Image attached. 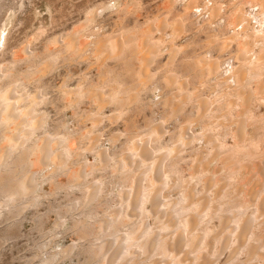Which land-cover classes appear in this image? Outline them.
Wrapping results in <instances>:
<instances>
[{
	"label": "bare ground",
	"instance_id": "bare-ground-1",
	"mask_svg": "<svg viewBox=\"0 0 264 264\" xmlns=\"http://www.w3.org/2000/svg\"><path fill=\"white\" fill-rule=\"evenodd\" d=\"M126 2L97 4L42 54L26 46L0 68V217L15 220L50 182L47 196L80 191L69 209L85 217L71 228L80 241L98 240L81 252L96 264H264V0H166L168 10L181 2L180 13L145 29L122 25L137 3ZM106 11L116 16L113 36L94 25ZM193 24L207 29L203 51L179 58L175 40ZM72 66L84 69L65 70L48 97L43 79ZM50 103L52 121L42 110ZM144 111L141 139L124 131L131 137L111 152L123 136L113 133L103 146L104 131ZM95 172L132 185L89 222L108 199Z\"/></svg>",
	"mask_w": 264,
	"mask_h": 264
},
{
	"label": "rangeland",
	"instance_id": "rangeland-1",
	"mask_svg": "<svg viewBox=\"0 0 264 264\" xmlns=\"http://www.w3.org/2000/svg\"><path fill=\"white\" fill-rule=\"evenodd\" d=\"M114 1H116V3L113 4ZM114 1L113 0H0V68L4 63H6L9 60L10 54L12 52L16 54V57H21L22 54L20 50L26 46H28L31 49V51L34 52L35 54L38 55L42 54L43 53L42 47H44V45L46 44L45 42L47 39L56 37L58 35L63 36L64 34L69 33L73 28L81 27L82 24H84L85 21L88 19V15L94 10L97 4L112 6V8L115 9L114 6L117 8L118 2H124V1L131 3L133 1L135 3L137 2L136 8L134 9L135 12H132L130 15L126 16V18H124L122 21L123 26L130 27L136 25L135 27L137 29H145L146 23L149 22V20L151 19H155L156 23L158 22L157 20H160L161 18H165L168 22H171L177 17V15L180 13L183 7L181 2H179L178 4L174 5L170 10H168L165 5L166 0H132V1L114 0ZM201 1L206 2L208 0H201ZM217 1L220 2L222 5H224L228 0H217ZM244 1L246 2L248 0H243V1L237 0V3L240 6ZM251 1L257 3V0H251ZM204 15L203 18L205 19L207 17V13H205ZM136 17H138V19ZM99 18H97L94 22L95 27L101 25L100 26L101 32L105 34H112V36L117 33L118 30L117 28H115L116 24L114 23V21H116L115 15H112L106 11L105 13L103 12ZM196 27L197 26L193 24L191 28H189L190 31L188 32L186 28V32L189 35L184 33L186 34V35L183 34L184 37L183 35L179 37L180 39L182 38L181 40L179 38H176L175 40L176 44L178 41L181 42V43L178 42V45L183 44L182 48H184V50H185V46L186 48L188 47L185 51L180 50L178 56L179 58L187 59L185 57L187 56L193 57L196 54H201V52L203 51L201 47L203 46L204 40L206 39V33L204 32L207 29H204V32H200V31L198 32L195 29ZM210 29L212 30L213 27ZM211 30L208 29V32H210ZM36 32L38 34L40 32L41 33L40 35L37 36ZM154 35L156 36L157 34L154 33ZM211 54L214 55L213 52H211ZM188 66H190V64H188ZM83 69H84L83 66L59 68L56 71L52 72L50 75L46 76L43 79V82H44V87L46 88L45 90L47 96L50 98L54 96L52 95L53 93L51 91L56 84H59L61 82L62 77L65 74V70L74 74L75 72L76 73L82 72ZM90 74L88 79L94 80L95 79L94 77L96 75L95 70H92ZM74 83H75L74 81H70L69 86L73 87ZM31 88L33 87L30 85L27 88V90L31 92L33 90ZM83 106L84 108L85 107L89 108V105L84 104L82 105V109ZM42 110L47 112V114L51 118L50 121L54 120L55 110L51 103L44 106ZM133 115H129L127 116V118L124 119L123 122L125 123L122 122L124 126L121 124V122H119V124L116 125L112 131H108V132L104 131V134L102 133L101 141L105 142L103 146L109 145L108 140L110 135L113 133L120 134L123 136L118 135L120 139L117 140L119 142H116L117 144L113 145L112 147L109 146L111 147L110 150L111 152L114 151L117 152L118 150H120V147H122L123 144L120 142H123L124 139L126 140V138L131 137L128 134L131 135L132 132L134 133L133 135H137L136 137L137 140L142 138L141 130H143V124H144L143 117L144 116L150 117V113L148 111H144L140 114L138 113ZM70 118H71V112H68L67 120L70 121ZM126 124L127 126L128 125L131 126L132 124H134L135 127L134 129L129 128L126 130L125 128ZM124 128L125 130H123ZM124 131L126 133H128L129 131L130 132L128 134H125ZM136 133H138L139 135ZM125 135H127L128 137ZM77 159L78 158H76L75 162L79 160ZM188 168H189V163H187V167L184 166V170H186L185 172H187V174L189 172ZM255 168L256 167H252L253 172H255ZM102 174L95 172L92 178H90V180L91 181L99 180L100 182L101 181L103 182L104 179V182L101 184V191H103V193H105L106 195V198H108L107 204L105 205L98 204L99 206L97 205L94 209H92L93 210L92 212H94L95 215L94 216L86 215V218H88L89 222H91L92 220H97L98 219L97 217L101 218V216H104V213L106 211L111 210L112 206L113 208L117 207L118 201L115 200H119V195L122 192V190L128 188L129 187L128 185H132V183L130 182H121L120 180H116L117 179L116 177L111 178V175L110 174L108 175V173H105L104 175ZM64 179L66 180V177L62 175L59 176L54 182H61V181L64 182L65 181ZM52 185L53 184L50 182L43 183L41 185V189L37 190L34 193V196H36L38 200L37 203L35 205H32V207L26 206L15 220L9 218L11 215L8 214L6 215L4 212H2V216L0 217V264H86V263L96 264L97 263L96 259L88 257L87 254H82L81 252L84 248L89 247L91 244L97 243L98 240H94L93 243H90L91 241H87V240L80 241L78 240L76 233H74V231H72L71 228L73 222L72 220L74 218L85 217L84 215L85 212L82 210V208H78V207L76 209L72 208L73 211L69 209V205H71L75 199L80 197L81 194L80 191L78 189H73L68 194H64L61 192L52 196H47V192L49 191L50 186ZM2 211H5V209L2 208ZM12 220L14 222L16 221L17 224L14 222L13 225L10 224V222L12 223ZM59 222L63 223L61 226L59 225L60 228L56 225ZM9 225H11V227L6 229ZM125 227H122V229L126 230L127 228ZM5 234L7 235V239L4 238ZM66 248L67 249L69 248L71 252V253L69 252L68 257L57 255L54 260L52 261L49 260L51 254H54L59 250L61 251L62 249H66ZM149 261L150 259L147 258L143 260V263L145 262L149 263Z\"/></svg>",
	"mask_w": 264,
	"mask_h": 264
}]
</instances>
